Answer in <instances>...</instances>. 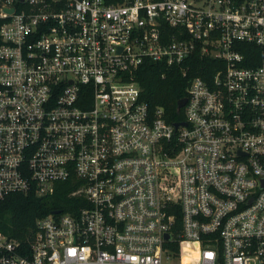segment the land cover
Returning a JSON list of instances; mask_svg holds the SVG:
<instances>
[{
	"label": "built area",
	"instance_id": "1",
	"mask_svg": "<svg viewBox=\"0 0 264 264\" xmlns=\"http://www.w3.org/2000/svg\"><path fill=\"white\" fill-rule=\"evenodd\" d=\"M241 42L264 47V0H0V198H76L28 244L0 232V264H264V61ZM196 51L222 66L175 126L134 73Z\"/></svg>",
	"mask_w": 264,
	"mask_h": 264
},
{
	"label": "trees",
	"instance_id": "2",
	"mask_svg": "<svg viewBox=\"0 0 264 264\" xmlns=\"http://www.w3.org/2000/svg\"><path fill=\"white\" fill-rule=\"evenodd\" d=\"M239 50L247 65L264 61V47L252 43H239ZM189 65L183 73V69ZM222 62L212 57L201 56L197 51L179 64L169 67L162 62L145 59L134 73L141 86V97L150 106H161L166 120L184 119L183 107H177V100L187 95V83L192 76L208 78ZM72 187L66 181H57L54 190L38 194L34 190L10 192L0 198V232L28 244L40 217L55 209L65 210L76 198L69 196Z\"/></svg>",
	"mask_w": 264,
	"mask_h": 264
},
{
	"label": "water",
	"instance_id": "3",
	"mask_svg": "<svg viewBox=\"0 0 264 264\" xmlns=\"http://www.w3.org/2000/svg\"><path fill=\"white\" fill-rule=\"evenodd\" d=\"M185 102H186V96L179 98L177 100V107L179 108V107L183 106ZM184 123H185L184 121H176V122H174V125L177 126L178 124H184ZM166 236H167V234H166Z\"/></svg>",
	"mask_w": 264,
	"mask_h": 264
},
{
	"label": "bare ground",
	"instance_id": "4",
	"mask_svg": "<svg viewBox=\"0 0 264 264\" xmlns=\"http://www.w3.org/2000/svg\"><path fill=\"white\" fill-rule=\"evenodd\" d=\"M182 259H183V261H185V260H186V256H185V255H183V256H182Z\"/></svg>",
	"mask_w": 264,
	"mask_h": 264
}]
</instances>
